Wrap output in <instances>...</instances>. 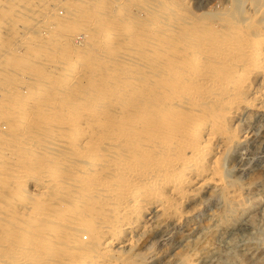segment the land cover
Masks as SVG:
<instances>
[{
  "label": "bare ground",
  "instance_id": "bare-ground-1",
  "mask_svg": "<svg viewBox=\"0 0 264 264\" xmlns=\"http://www.w3.org/2000/svg\"><path fill=\"white\" fill-rule=\"evenodd\" d=\"M9 1L0 2V32L11 35L21 1ZM23 1L36 16L25 32L52 46L25 50L47 71L15 78L0 102V172L12 178L2 175L6 200L34 182L44 195L53 190L42 201L52 210L22 202L18 217L0 215V264H117L114 249L130 243L152 208L179 221L196 191L225 187L223 151L244 137L232 122L244 109L264 110L252 82L264 76L262 3L236 17L238 9L196 16L182 2L163 13L156 0ZM65 1L71 11L60 19ZM70 185L72 195L63 194Z\"/></svg>",
  "mask_w": 264,
  "mask_h": 264
},
{
  "label": "rangeland",
  "instance_id": "rangeland-1",
  "mask_svg": "<svg viewBox=\"0 0 264 264\" xmlns=\"http://www.w3.org/2000/svg\"><path fill=\"white\" fill-rule=\"evenodd\" d=\"M3 1L5 0H0L2 4L4 3ZM12 1L15 0L9 1L11 5H13ZM19 1H21V3H19L20 6L13 8L14 10L20 9L17 13L16 11L13 12L14 15H12V18H15L12 22L14 24H12L10 28L9 26L2 24V26L7 27V29H11L13 27L12 29L14 30H10L12 31V34L9 35L8 33L0 32V39L2 38L0 43L5 44V46L0 44V75L3 76L4 73L6 75L5 77L9 78V82L7 81V78L6 82L4 81V76L3 78L0 76V83H2V85L0 84V90L3 88L0 93V102H5V98L6 100L9 99L7 96L12 95L14 91L13 87L18 84L17 80L20 79L19 77H21L22 81H25L28 80V78H24V74L28 75V73H31V76L32 74L41 76V74H44L47 71V66L44 65V68V66L38 62L40 59L33 58L30 55V48L33 50L38 49L42 51V53H45L46 51L43 49L48 50L50 48L49 46H52L51 44H47L48 38H38V33L36 31L32 32L31 29H29L28 32H25L27 31L26 29L29 25H33V21L36 16L30 11L32 7L31 5H25L26 3L23 0H18L15 2L18 3ZM150 1L147 0V2ZM153 1L155 3V0ZM156 1L157 2L155 4L163 9V13L169 11L173 4L179 3L180 5L182 2L181 8L183 7L182 9L185 10L184 12H193L194 15L206 12L220 14L221 11L222 13L231 12L233 14V12L238 9L239 13L235 12L236 17L241 14L244 15L246 12L249 13L251 11L252 13L253 6H257V4H260V2L264 4V1L262 0H258L259 3L256 0H253L254 2H251L252 0H247V2H245V0ZM7 2L8 0H6V3ZM252 3L253 5H251ZM262 4H260L262 7H260V9L261 12L264 13V5ZM69 5L70 1H65V5L59 4L56 6L55 11L60 19L69 17L68 13L71 11ZM34 8L37 7L35 6ZM19 17H21V20ZM16 19L18 22L14 21ZM0 21H2L1 17ZM1 23H4V19ZM262 23H264V19H262ZM4 31L8 32L6 29ZM14 31L20 32L19 34L18 32L16 34L21 37L23 36L24 38L20 37V40L18 41L14 39L13 44L12 40L15 34ZM31 33L33 34V37L31 36ZM27 34L29 36H27ZM81 39L83 40L82 36L80 37V40ZM44 41L47 42L44 43ZM28 42L34 44L30 45ZM7 43H12L14 45L12 50L6 49ZM25 43H28V45H25ZM41 43L44 45L46 44L48 49L44 48L46 46H43ZM34 45L42 46L43 49L40 47H35ZM27 49L29 51H26V54L25 50ZM7 53L11 54V56ZM28 53L30 55L29 58L27 56ZM19 58L21 59L19 60ZM120 58L115 59L113 63L115 64L116 62L120 64L121 62L122 64L124 60L122 61V58ZM118 64H115V66L117 67ZM38 69H41L40 72ZM15 70L17 71L15 72ZM12 72H15V74H12ZM260 77L253 80L252 82L255 87L259 88V90H262V93H264V76ZM31 78H33V76ZM4 127L6 130V125L1 126L3 129ZM234 127L235 129L233 130L236 132V134L238 133L243 135L245 138L242 137L240 142H236L233 146H230L226 148L227 150L224 149L225 151H223L225 187H227H213L209 189L207 188L203 191H196V196L184 203L180 208L181 211L183 210L182 212L186 211V215L188 212L192 213L190 215L188 214L179 221H176L173 217H167V215L164 216L165 213L157 207L152 208L146 218L141 221L142 223L140 222L138 224L139 226L137 225L135 227L136 229L132 231L130 235V243L125 247H116L114 249L113 255L118 260L117 264H264V110L259 111L253 108L242 110L238 117L232 122V128ZM6 165L10 167L11 164ZM47 166L46 169L45 167L43 168V170H46L45 172L50 171L52 164ZM47 169L49 171H47ZM0 174V178L6 176V178L12 179L9 173H4L8 175H3L2 172H0ZM3 179L4 177L0 179V181L2 180L0 183V215H2V217H5L8 214L9 217L11 216L13 219L18 217L19 212L21 213L23 211V207L26 206L24 204L27 202V205H32L33 207H42L43 213L50 211V209L52 210V207L49 205L44 207L42 205V201L44 200L45 202L48 200L53 194V190L51 193H49L51 195H44L42 194L43 192H41L42 190H40L39 186L37 187L34 182H30L29 185L26 186L27 192H25L22 196L20 195L16 200L15 198L12 200H6L5 195L10 189V186L6 185V187L5 184H2L4 181H9V179ZM196 186L194 185L191 188L195 189ZM72 187V185L68 186V190L63 194H67L68 196L72 195V191L70 190ZM5 189H8L7 192ZM38 193H41L42 196L38 195ZM37 195L42 199H39ZM67 195H62V197H66ZM31 199H33V201H31ZM2 201L3 203H1ZM8 204L11 209L8 207ZM2 221L3 220L0 219V234L5 227V222L3 221V223ZM14 225L15 224L13 223V226H10L11 230L8 232L10 236L7 245L9 246H12L17 242V234L15 232L16 227ZM80 235L84 243L91 244V233L83 232ZM2 244L4 243L0 242V249L3 247Z\"/></svg>",
  "mask_w": 264,
  "mask_h": 264
}]
</instances>
